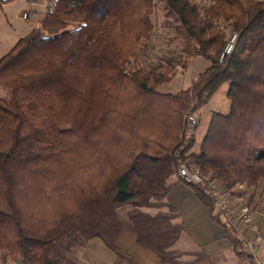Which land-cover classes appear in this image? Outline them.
I'll list each match as a JSON object with an SVG mask.
<instances>
[{
    "label": "trees",
    "instance_id": "1",
    "mask_svg": "<svg viewBox=\"0 0 264 264\" xmlns=\"http://www.w3.org/2000/svg\"><path fill=\"white\" fill-rule=\"evenodd\" d=\"M52 1L0 60V264H77L93 239L136 264L118 247L124 207L138 244L179 264L181 164L230 192L264 186V0ZM159 30L166 57H148ZM197 57L210 66L190 87L159 91ZM224 83L231 110L194 152L188 117Z\"/></svg>",
    "mask_w": 264,
    "mask_h": 264
},
{
    "label": "crops",
    "instance_id": "2",
    "mask_svg": "<svg viewBox=\"0 0 264 264\" xmlns=\"http://www.w3.org/2000/svg\"><path fill=\"white\" fill-rule=\"evenodd\" d=\"M34 2L43 6L44 0ZM167 200L183 223L182 235L174 246L181 254L179 264H251L248 257L230 241L226 227L214 219L210 209L189 185L183 182L174 185ZM122 223L123 232L118 239V247L136 264H172L162 262L155 252L138 244V233L127 217L122 218ZM261 224L264 227V221ZM259 255L264 259V243L259 247ZM8 264L23 262L18 260ZM77 264H117V258L100 239H93L79 251Z\"/></svg>",
    "mask_w": 264,
    "mask_h": 264
},
{
    "label": "rangeland",
    "instance_id": "3",
    "mask_svg": "<svg viewBox=\"0 0 264 264\" xmlns=\"http://www.w3.org/2000/svg\"><path fill=\"white\" fill-rule=\"evenodd\" d=\"M34 1V0H33ZM32 0H0V60L15 46L23 37L28 35L34 28L39 26V22L45 16L48 0H45L43 6L39 3H33ZM205 4H210L212 0H200ZM46 3V4H45ZM161 25L162 19L159 20ZM173 34L169 31L157 32L156 42L147 52L148 57H164L166 41L172 38ZM162 45V46H161ZM161 47V49H160ZM156 51V52H155ZM158 53L159 56H156ZM161 53V54H160ZM166 57V56H165ZM210 66V62L202 57L193 59L184 69H178L173 79L159 87L160 92L176 94L191 86L199 74ZM229 83L222 84L216 92L210 97L208 103L203 106L196 114L198 119L197 126L194 127L195 146L194 152H199L201 142L207 132L211 116L214 112L228 114L231 110V103L227 93ZM9 91L0 87V97H8ZM129 207L120 210L122 218H126V212ZM2 264V263H1Z\"/></svg>",
    "mask_w": 264,
    "mask_h": 264
},
{
    "label": "built area",
    "instance_id": "4",
    "mask_svg": "<svg viewBox=\"0 0 264 264\" xmlns=\"http://www.w3.org/2000/svg\"><path fill=\"white\" fill-rule=\"evenodd\" d=\"M46 3L47 10L51 11L53 1L48 0ZM235 39L236 35L226 45L222 59L231 54ZM188 122L191 127H195L198 119L195 115H190ZM178 173L185 184L205 187L216 217L235 233L241 242L244 255L251 264H264V259L259 255V247L264 243V227L261 224V221H264V186L248 188L240 184L230 192L216 180H210L197 171L190 170L186 164L180 165Z\"/></svg>",
    "mask_w": 264,
    "mask_h": 264
}]
</instances>
